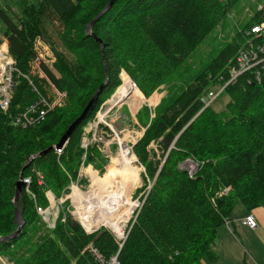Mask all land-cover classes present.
<instances>
[{
	"label": "trees",
	"instance_id": "1",
	"mask_svg": "<svg viewBox=\"0 0 264 264\" xmlns=\"http://www.w3.org/2000/svg\"><path fill=\"white\" fill-rule=\"evenodd\" d=\"M2 1L0 20L18 67L29 72L36 56L34 40L43 36L55 53L58 75L46 64L42 68L51 82L67 93V104L50 111L33 127L14 125L13 115L36 98L22 78L11 112L0 113L1 237L18 228L14 204L17 183L31 179L20 201L25 226L10 242L0 241V254L14 258L16 264H110L114 257L118 264H198L205 258L217 259L212 245L219 228L230 221L234 203L240 200L248 211L264 208V81H248L241 75L227 85L224 92L232 97L226 106L228 116L217 113L212 105L203 109L202 99L211 86L229 79L243 45V33L263 20L264 4L178 92L167 110L156 115L134 146L153 185L121 243L105 228L87 234L64 212H60L54 229L46 228L31 241L32 229L42 230L37 225L41 219L37 206H49L47 187L60 198L78 178L85 153L81 146L84 128L121 84V69H126L145 93L167 84L241 0H117L93 25L94 36L87 34V26L111 0H15L17 12L6 9L10 0ZM51 21L59 23L61 48L48 33ZM99 39L105 45V57ZM104 58L110 82L72 134L64 153L59 156L53 149L28 164L33 155L59 142L105 81ZM122 87L135 92L130 85ZM152 142L162 153L159 159L156 151L148 148ZM89 150L87 160L97 164L96 148ZM189 157L205 162L196 176L181 167ZM37 171L43 174L47 187L38 182ZM227 187L228 194H221Z\"/></svg>",
	"mask_w": 264,
	"mask_h": 264
},
{
	"label": "rangeland",
	"instance_id": "2",
	"mask_svg": "<svg viewBox=\"0 0 264 264\" xmlns=\"http://www.w3.org/2000/svg\"><path fill=\"white\" fill-rule=\"evenodd\" d=\"M8 4L10 7H6L7 10L17 12L15 0L8 1ZM263 4L264 0H241L235 7L229 10L226 18L215 27L211 34L199 45V47L193 52V54H191V56L185 61V63L181 65L179 71L177 70L175 77H172V80L170 82L161 85L158 89H155L150 93H145V91H143L138 86L137 82L132 78L129 72L124 68L121 69L119 74L121 84L117 87L114 93H116L117 90L123 85H130L134 88L136 95H132V97H130V100L122 103L121 106L116 105L115 107H113L108 116L103 118V115L105 114L107 109H109L112 105L110 101L114 99V97L112 99V96L115 95L113 93L110 98H108L105 102L102 103L97 113L95 114V117L92 118V120H90L86 124L84 132L82 134L81 145L83 142L86 143L92 141L93 144L92 146H90L89 149L95 147L98 154L95 153V161L97 163L95 164L87 160V154L89 155L90 150H88V152L84 150L85 153L83 155V160L79 169V174H82L80 184L83 185L84 190H89L92 181L94 182L93 178H90L89 176V174H91V171L93 170L98 172V176L102 177H105L104 175H107L108 172L112 170L117 172L119 175H126L127 173H131L128 169L121 171L117 169L116 163H118L117 161H119L118 156L120 155V142H124V144L132 147V151L133 153H135L134 146L145 136L147 128L152 123L156 115L159 113H163L167 110L173 98L178 94V92L185 88L188 83L191 82L195 78V76L199 74L212 61V59L221 47L226 45V43L232 41V39L235 37V34L245 28V26L251 21L252 17H254L258 10L261 9ZM0 5H3L2 0H0ZM47 25L48 33L51 37L52 42L57 47L61 48L62 46L59 38L60 27L58 21L48 22ZM4 30L5 25L0 20V38L5 36L3 32ZM39 51L44 55L45 60L49 63L48 66L50 67V69L56 75H58L57 70L54 67L56 56L51 58V54H45L46 50L40 44ZM125 76H128L130 79L125 78L124 80ZM130 93L128 95H130ZM231 99L232 97L229 94L223 92L211 104V107L214 108V110L220 115L228 116L226 106L231 101ZM66 104L67 99L64 101L63 106ZM205 108L207 107H204L203 109ZM108 124L111 125V127L108 126ZM95 137L97 138V140H95ZM148 148L154 149L156 151L158 159L162 156V153L158 149V145L155 142H152ZM135 155L136 160L134 161V164L140 169V178L137 179V185H135L137 181L133 185L137 187L133 193L132 199L133 201L142 202L143 199L146 197L147 193L150 192L152 188L153 179L151 180L149 178L145 165L140 161L136 153ZM128 160L130 162L129 165H132L129 158ZM164 161L165 157L162 158L161 163L163 164ZM204 164V161H198L193 157H189L184 163L181 164V167L186 169L191 176H196V174H198ZM90 165H92L93 170L89 169ZM122 180H126L127 184L129 185V179L123 178ZM224 189L225 188H223V190ZM229 191L230 189L225 194H228ZM65 194L66 192L62 195V198L64 199L66 196ZM64 199L63 201H61L60 198L56 203L55 201L53 202V204L55 203L56 205L53 209H51V212L53 213L51 217L52 219L56 218V221L60 215V212H64L65 215L72 214V216H74V218L76 219V216L72 213L74 211V208L70 206V201H64ZM247 212L249 211L245 207V205L240 200H237L234 203V207L231 212V218L235 219L238 215H246ZM124 213L129 212L121 211L119 215H122ZM135 217L136 215L133 216L131 223L133 222V219ZM43 218L44 217L41 215L40 224H37L40 228H42V230L39 232V229L34 227L30 232L31 241L37 240L38 237L46 231V228L48 230H52L55 228L51 227L48 223H46L44 221L45 219ZM230 223L231 222L229 221V225ZM129 228L130 227L128 223L126 230H129ZM112 229H114V227H112ZM221 231L222 230L220 227V230H218L219 237L216 241L217 247L219 245V241H221V239L225 235L231 236V232H234L235 234L234 226L232 225L230 233L226 232V234H224V232ZM216 250L218 253L213 251L214 255L218 256L219 254L220 258L222 259L217 261V259L215 258L213 259L214 261H212L205 258L201 260L198 264H244L237 257L230 258L229 253H219L218 248ZM16 252L21 253L19 249H16ZM0 264L16 263L14 258L0 254Z\"/></svg>",
	"mask_w": 264,
	"mask_h": 264
},
{
	"label": "built area",
	"instance_id": "3",
	"mask_svg": "<svg viewBox=\"0 0 264 264\" xmlns=\"http://www.w3.org/2000/svg\"><path fill=\"white\" fill-rule=\"evenodd\" d=\"M262 9V7H261ZM243 45L238 50V53L235 57L234 64L230 68V77L224 84H217L211 86L207 93L204 95L202 101L204 103V107L210 106L219 96L221 93L224 92L227 85L236 81V79L241 76L245 75L248 81L254 82H263L264 81V18L261 22L252 25L248 30L244 31L243 33ZM0 113L9 114L11 112L10 108L12 106V101L14 99L15 90L17 83L20 79L24 78L28 81V84L32 88V91L35 93L36 98L34 101L29 103L25 108L21 111L15 113L13 115L12 122L14 125L21 126L23 128L33 127L35 125L40 124L43 122L48 113L55 109L56 107L63 106L64 101L66 100L67 93L60 91L50 80L45 70L42 68V64H46L47 66L49 63L45 60L44 55L39 51V44L46 50L45 54H51V58L55 57L51 46L48 42L45 41L43 36H38L34 40V50L36 52V56L30 62V70L29 72H23L17 64V60L11 54L9 42L6 36L0 38ZM44 58V59H43ZM36 77V80L34 78ZM129 78L128 76L124 77ZM130 79V78H129ZM223 77L219 78L222 81ZM37 81V82H36ZM115 94V93H114ZM114 95L112 96L113 99ZM111 99V100H112ZM108 102V101H107ZM111 102V101H110ZM124 103V102H122ZM121 103V104H122ZM121 104H112L109 109L103 115L107 117L108 114L111 112L112 108L116 105L121 106ZM102 118V119H103ZM111 127V125L108 124ZM95 140L97 138L95 137ZM68 142H65L60 147H54V151L57 155H62L65 151V148L68 145ZM93 142H83L82 147L87 152L92 146ZM120 154H122L124 142H120ZM126 145V144H125ZM129 149V152L133 154L135 153L132 151V147L126 145ZM120 156V155H119ZM92 168V165L89 166ZM87 170V169H86ZM87 172V171H86ZM87 174V173H86ZM38 175V182L41 185H45L44 176L41 172H37ZM90 176V174H89ZM82 178V174L78 175L76 181H71L69 186V192L65 195V199L61 196V201H70V206L74 208L72 212L75 216H72L84 229L87 234H91L97 231L100 228H105L111 231L115 237L122 242L127 238L128 231L126 227L129 223V227L132 226L133 222L135 221L138 212L140 211L143 202H136V208L132 214V217L126 223L123 233L118 234L115 232L108 223L102 217L98 207L95 212L86 213L92 207V204H88L83 194L89 193V191L94 190L96 186H93V182L91 183L89 190H84L83 185L80 184V180ZM91 178V176H90ZM26 185L31 183L30 177H26L22 179ZM47 187V186H46ZM230 188H225L221 194H225ZM45 194L49 201L48 207H41L37 206V211L41 214L45 219L44 221L48 223L51 227L56 226V218L52 219V212L51 209L55 207V203L60 199L56 197L54 192L50 188H46ZM55 203L53 204V202ZM51 206V207H50ZM59 207V206H58ZM72 215V214H71ZM136 217L131 220L133 216ZM96 224H93L94 220H97ZM65 220V218L63 219ZM90 224V226L87 225ZM131 223V225H130ZM244 223L247 224L250 228L255 229L258 226V221L253 214H248L244 220ZM91 251H93L94 255L103 262L102 256L99 254L98 250L95 249L92 245H90ZM110 264H118L117 257H114Z\"/></svg>",
	"mask_w": 264,
	"mask_h": 264
},
{
	"label": "bare ground",
	"instance_id": "4",
	"mask_svg": "<svg viewBox=\"0 0 264 264\" xmlns=\"http://www.w3.org/2000/svg\"><path fill=\"white\" fill-rule=\"evenodd\" d=\"M130 92L131 91L129 89L120 87L115 93L111 104L114 105L117 103L120 105L122 102H127L130 100V97H132L133 93L134 96L136 95L135 92ZM129 93L130 95H128ZM128 158L130 159L132 165H129L130 162ZM118 159L119 161L116 163L117 169H119V171L128 169L131 173L119 175L115 171H110L108 172L109 175L107 174L104 175L105 177H102L98 176L97 174L96 176L94 171H91L92 176L91 174L90 176L95 182L94 185V182L92 181L93 186L97 187L94 190L89 191V193L83 194V196L85 197L88 204H92L93 207L90 208L86 213L95 212L98 207V210L101 213L99 217H102L111 228L114 227L113 230L120 235L123 233L126 223L132 217V214L136 208V202L133 201L132 196L137 186L133 185L137 179L140 178V169L134 164L136 156L129 152V149L125 144L123 145L122 154L118 156ZM123 178L129 179V185L127 184L126 180H122ZM137 183L138 181L135 185H137ZM121 211L129 213L119 215ZM97 222L98 219L94 220L93 224H96ZM87 225L90 226L88 223Z\"/></svg>",
	"mask_w": 264,
	"mask_h": 264
},
{
	"label": "crops",
	"instance_id": "5",
	"mask_svg": "<svg viewBox=\"0 0 264 264\" xmlns=\"http://www.w3.org/2000/svg\"><path fill=\"white\" fill-rule=\"evenodd\" d=\"M93 171L95 175H99L97 171ZM248 214H253L258 221V226L255 229L244 223V218ZM230 222V225L228 221L221 226V232H224V234L226 232L230 233L232 225L234 226L235 234L231 232V236L225 235L219 241L218 247L216 246V240L212 245L213 251L218 253L216 250L218 248L219 253H229L230 258L237 257L244 264H264V208L258 207L247 212L246 215H238L235 219L231 218ZM220 259L222 258L218 254L217 261Z\"/></svg>",
	"mask_w": 264,
	"mask_h": 264
},
{
	"label": "water",
	"instance_id": "6",
	"mask_svg": "<svg viewBox=\"0 0 264 264\" xmlns=\"http://www.w3.org/2000/svg\"><path fill=\"white\" fill-rule=\"evenodd\" d=\"M117 0H111L108 5L105 7V9L95 18L93 19L90 24L87 26V34L94 36V33H92V27L93 25L112 7V5L116 2ZM99 41L102 44V53L103 57H105V45L103 44V41L99 39ZM105 61V58H104ZM110 82V72L109 68L107 66V63L105 61V81L98 87L96 90L95 94L93 97L89 100L87 105L85 106L84 110L82 113L68 126V129L64 132V134L61 136L59 142L56 144V147H60L65 142L69 141L71 138L72 134L76 131V129L79 127V125L87 118L89 112L93 109L98 97L106 87V85ZM55 145L49 147L48 149L33 155L29 161L28 164L33 161V159L40 157L44 154H47L51 150H53ZM26 186V183L20 179L17 183V189H16V195L14 199V204H15V219H16V224L18 225V228L15 230V232L9 236L1 237L0 236V241L2 242H10L12 239L18 237L20 235V232L22 231L23 227L25 226V221H24V216L23 212L20 210V201L23 202V188Z\"/></svg>",
	"mask_w": 264,
	"mask_h": 264
}]
</instances>
